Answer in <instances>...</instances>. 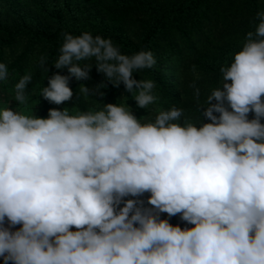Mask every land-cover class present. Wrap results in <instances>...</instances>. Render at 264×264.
<instances>
[{
    "label": "clouds",
    "instance_id": "1",
    "mask_svg": "<svg viewBox=\"0 0 264 264\" xmlns=\"http://www.w3.org/2000/svg\"><path fill=\"white\" fill-rule=\"evenodd\" d=\"M257 15L195 122L175 105L137 118L129 103L98 99L123 83L149 110L155 82L135 74L156 65L154 53L126 54L111 37L62 32L51 64L58 71L49 77L47 57L39 58L49 81L39 97L72 100L70 81L91 80L95 67L104 80L78 88L102 106L76 115L54 107L41 117L37 103L24 114L29 71L15 84L19 106L0 108L4 264H264V10ZM7 78L0 62V81ZM144 193L152 207L124 199ZM177 214L191 226L171 223Z\"/></svg>",
    "mask_w": 264,
    "mask_h": 264
},
{
    "label": "trees",
    "instance_id": "2",
    "mask_svg": "<svg viewBox=\"0 0 264 264\" xmlns=\"http://www.w3.org/2000/svg\"><path fill=\"white\" fill-rule=\"evenodd\" d=\"M262 10L264 0H0V62L8 67V78L0 81V92L5 100H10L15 84L31 71L29 115L37 103L34 113L41 117H47L54 107H70V113L76 115L102 106L95 97L85 98L78 88L80 83L91 86L104 80L95 67L91 80L77 81L73 77L70 81L75 92L72 100L56 105L42 95L39 97L40 90L49 82L39 65L40 56L47 57L50 77L58 71L51 64L63 43L61 33L78 35L90 31L111 37L126 54L151 50L157 60L152 68L135 74L137 79L155 82L157 99L149 110L137 106L123 83L118 88L109 84L102 89L106 96L98 99L125 106L129 103L137 118L149 112L154 118L158 110L175 105L195 122L202 119L200 105L222 83L221 68L230 65L246 42L247 33L255 31L259 23L257 14ZM62 74H68L67 68ZM196 88L200 90L199 100L195 97ZM254 116V112L249 113V119ZM205 122L210 121L205 117ZM149 196L150 193H144L124 199H143L145 207H152L147 204ZM167 216L161 213V218ZM170 222L191 226L181 220L180 214L171 217ZM1 262L4 264L3 259Z\"/></svg>",
    "mask_w": 264,
    "mask_h": 264
},
{
    "label": "rangeland",
    "instance_id": "3",
    "mask_svg": "<svg viewBox=\"0 0 264 264\" xmlns=\"http://www.w3.org/2000/svg\"><path fill=\"white\" fill-rule=\"evenodd\" d=\"M4 96H5L4 93H3V92H0V108L5 107V106H6V102H7V101H10V100H11V102H10V105H9V106H10L13 110H15V109L19 106L18 102L15 101V100L13 99V97H11L10 100H5V97H4ZM12 99H13V100H12ZM28 109H29V107H28V104H27V103H26L25 105H22V106H21V110L23 111L24 114H28V113H29ZM73 230H75V229L73 228ZM2 259H3V258L0 257V264H3V263L1 262Z\"/></svg>",
    "mask_w": 264,
    "mask_h": 264
}]
</instances>
